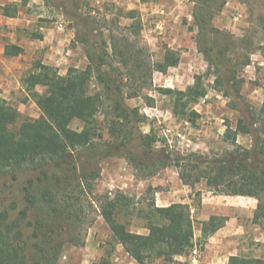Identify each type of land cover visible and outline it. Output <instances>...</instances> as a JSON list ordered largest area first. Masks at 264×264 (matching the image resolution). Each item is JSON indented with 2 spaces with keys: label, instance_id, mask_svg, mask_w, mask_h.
<instances>
[{
  "label": "trees",
  "instance_id": "1",
  "mask_svg": "<svg viewBox=\"0 0 264 264\" xmlns=\"http://www.w3.org/2000/svg\"><path fill=\"white\" fill-rule=\"evenodd\" d=\"M194 3L192 15L200 51L210 68L219 74L215 83L224 88L218 91L231 98L232 108L241 114L236 129H227L225 133L234 149L222 156L171 152L170 157L166 150H161L163 155L157 160L160 167L146 177L174 166L182 183L191 188L206 181L217 194L255 198L258 203L253 223L264 228V121L260 129L257 127L264 115V103L259 112L254 110L242 95L245 80L237 75L238 67L251 64V55L237 41L220 39L223 33L214 20L227 0H194ZM5 13L14 14L8 8ZM74 17L75 29L82 32L76 39L86 47L87 66L71 67L66 75H61L52 66L35 64L23 84L41 111L37 119L20 121V112L0 98V178L18 182L23 198L22 206L14 198L0 212V264H56L66 243L79 242L75 232L84 213L83 198L91 195L102 162L112 157L135 162L139 156L146 155L149 159L155 152L157 138L142 132L140 125L144 118L140 109L129 106L127 100L152 87L154 72L166 74L170 68L177 67L179 54L167 50L162 61L150 63L136 51L137 46L134 50L132 45L110 37L112 53L121 68L113 67L108 64L110 43L103 34L95 35L92 19L83 14ZM21 52L16 46L6 49L12 56ZM223 72L227 84L220 76ZM159 91L172 97L174 116L191 123L199 117L191 105L208 93L201 76L186 90L161 88ZM102 112L108 122L110 139L104 141L99 135L103 140L99 145L94 140L99 128L97 117ZM74 119L84 122L81 131L71 128ZM239 133L254 138L251 149L237 144ZM128 209L129 197L117 193L114 198L103 200L100 213L114 243L122 245L136 264H151L157 259L174 262L195 246V220L189 205L158 207L154 200L138 210L136 217L144 220L147 234L130 230L120 220ZM227 220L212 216L201 222L202 241L224 227ZM93 264L107 263L102 258ZM229 264H264V259L236 256Z\"/></svg>",
  "mask_w": 264,
  "mask_h": 264
},
{
  "label": "rangeland",
  "instance_id": "2",
  "mask_svg": "<svg viewBox=\"0 0 264 264\" xmlns=\"http://www.w3.org/2000/svg\"><path fill=\"white\" fill-rule=\"evenodd\" d=\"M22 3L25 0L21 1ZM39 6L30 9L32 11L34 29L38 30V24H48L53 30L51 37L52 43L56 45V52L67 55L69 61L63 63L58 68L61 75H66L69 68L77 67L83 69L88 64L86 58V47L77 41V36L81 35L80 30H76L72 21L75 15L83 14L92 19L95 35L103 37L110 43L108 50L110 57L108 64L113 67H120L118 60L112 53L113 40L110 37H117L116 40L132 45L136 51L141 54L146 61L159 62L167 50L175 51L180 56L182 68H170L166 74L154 72L152 76V87L145 89L139 97L127 100L131 107H138L144 122L140 125L145 134L152 133L157 138L155 152L148 157L139 156L140 159L132 162L125 158L112 157L102 162L100 166L101 174L93 182L91 195L83 198L82 221L78 224L75 232L78 238V244L66 243L63 247L58 262L56 264H93L99 262L102 258L107 264H136V262L124 251L122 245L115 244L112 233L100 213V207L104 199L114 198L117 193H123L129 197V209L120 217V220L129 225V229L140 233L147 234L148 230L144 228V220L136 217V212L145 208L148 204L157 198V192H164L169 189L176 191L182 188V183L176 175L178 172L174 167L172 172H165L163 175L161 169L153 177H146L152 171L160 167L157 160L163 155L161 150H166L170 157L173 153H204L210 155L222 156L226 152L233 151L234 146L231 141L225 138L224 126L231 123L237 124L240 112L232 108L231 98L227 99V104H219L220 116L224 120H213L214 125L206 133L208 123H203L198 118L195 123L185 124V120L174 117L172 114L173 100L169 95L162 94L159 89H184L189 87L188 83H195L196 77L201 76L208 92L213 90H223L224 86L216 85L215 80L219 74L213 68H210L205 55L200 51L198 45V29L194 26L193 11L195 7L194 0H155L150 3H142L140 0H37ZM13 10V9H12ZM134 12V16L130 13ZM41 15L42 17H39ZM64 24V29L59 30L58 24ZM214 25L223 33L220 37L222 41H237L244 52H248L256 63V72L253 73L252 79L248 78L249 72L254 71V67H238V79H244L242 86V95L256 112L264 103V65L259 66L261 61L260 54L264 56V0H227L225 7L214 20ZM74 32L75 37L68 39V32ZM236 42V43H237ZM43 52L42 56L34 54L32 68L26 73L28 75L34 69L38 62H43L47 55ZM60 56V54H56ZM259 57V58H258ZM252 62V60H251ZM191 65V68L190 66ZM134 68V64H131ZM121 68V67H120ZM185 69V70H184ZM123 71L126 72L125 69ZM226 83V74H220ZM223 93V91H222ZM212 98V97H211ZM20 98L25 104L26 109L33 113L35 118H30L21 114V120L26 118L37 119L41 115L36 102L31 98ZM219 99L213 97L210 102L213 104ZM29 102V103H28ZM28 112V113H29ZM40 113V115H38ZM99 128L96 131L95 143L102 145V141H108L109 132L107 130L108 122L105 121L104 112L97 117ZM264 121V115L261 116L257 127L260 129ZM205 127H204V126ZM84 122L74 119L71 128L75 131H81ZM189 128L203 130L201 134H190ZM185 133L191 140L193 147H186V140L177 139L167 136V130ZM197 129V130H198ZM222 133H224L222 135ZM102 135L103 140L99 138ZM196 136V137H194ZM238 140V138H237ZM243 148L251 149L254 146V138L246 135L239 139ZM185 142L186 144H182ZM155 166H154V165ZM173 167V166H172ZM176 169V170H175ZM177 171V172H176ZM24 179V178H23ZM164 182V183H163ZM14 183V186L13 184ZM22 186V185H20ZM192 196L190 204L191 214L195 220V238L194 244L200 250H204V241L197 240L196 235L201 227L200 221L197 220L196 214L199 213L200 203L203 193L206 198L212 199L213 190L210 189L206 181H201L191 188ZM212 190V191H211ZM172 192V193H173ZM214 192V191H213ZM18 196H15V194ZM18 182H11L8 179L0 178V212H2L10 202L16 198L20 206L23 202ZM168 193V192H167ZM216 193V192H215ZM201 194V195H200ZM217 194V193H216ZM212 201V200H211ZM258 203V202H257ZM210 205H213L210 202ZM195 210V213L192 212ZM249 216V227L252 217ZM251 224V225H250ZM254 239V232L250 231L246 238V256L250 258H264V249L262 245ZM194 246V247H195ZM193 249V248H192ZM190 249L187 256L191 255ZM199 260V259H198ZM151 264H188V262L166 263L162 259H157Z\"/></svg>",
  "mask_w": 264,
  "mask_h": 264
},
{
  "label": "crops",
  "instance_id": "3",
  "mask_svg": "<svg viewBox=\"0 0 264 264\" xmlns=\"http://www.w3.org/2000/svg\"><path fill=\"white\" fill-rule=\"evenodd\" d=\"M21 1L22 0H0V98L6 100L8 104L16 108L20 114L35 118L34 114L30 113L26 109L25 104L20 101V98H28L30 102H32L31 97L24 87L23 79L26 73L32 68L31 61L33 60L34 54L42 56L43 52L46 51L45 53L47 55L42 63L56 69L63 63L69 61V59L67 58L68 53L67 55H63L58 51L56 52L58 48L52 43L51 39L53 30L48 27V24L39 23L38 30L36 31L38 33L27 31V28H29V30L34 29V27L30 28V26L33 25V18L31 16L33 14L30 9L36 5L39 6V3H37V0H25L23 3ZM6 8L14 14L11 16L6 15ZM39 17L42 16L39 15ZM57 28L59 29V24ZM67 37L68 39L74 38V32H68ZM13 46L19 47L22 49V52L15 56L8 55L6 49ZM56 54H60V56ZM260 58L261 61L258 65L263 66L264 56L260 54ZM251 60V64L247 67H254V71L249 72V79H252V75L257 69L253 58ZM178 66L182 68L181 63H179ZM178 66L174 68L177 69ZM189 66L191 68V65ZM60 72L61 71H59V73ZM188 85L193 86L194 83H188ZM41 89L42 88H38L39 91H41ZM181 90H186V88ZM211 97H215L219 99V101H215L212 104L210 102L212 99ZM227 99L228 98L224 96L222 92L213 90L212 92H208L207 95L201 98L197 103L191 105L192 109L199 115L198 118H201L203 123L209 124L206 127L203 125L206 128V133H208L214 125V122L211 121H224L219 113L221 112L219 111V104L223 105L222 101H224V104H227ZM38 115H40V113ZM189 123L188 120H185V124L189 125ZM188 129L190 134L200 135V132H203V130H199L198 128V130L189 127ZM227 129L235 130L236 125L233 126L229 123L224 126V128L222 125L220 131L224 130L225 132ZM223 134L224 133H222V135ZM175 136L176 139L178 137L186 140L187 144L185 142H182V144H186L188 149L193 147L191 140L193 141L194 138L190 140L185 133H181L180 131H178V133L175 132ZM244 136L246 135L239 133L237 136L238 140L236 141L240 143L239 139ZM192 150L196 149L192 148ZM172 168H174V166L162 168L161 172L163 175L168 174L165 172H172ZM176 175L179 177L178 172ZM172 192L173 191L169 192V189L164 192H157L156 205L158 207H168L175 203L190 204L192 198L190 195L192 192L191 187L182 183V188H177L176 191ZM210 193L212 194V199L206 198V193L202 195L200 209H198L199 213L196 214L197 220L200 221V224L203 221H208L212 216H223L227 217L228 220L224 227L205 241L204 250L199 260L194 261L191 255L179 256L176 257L175 260L179 262L187 261L188 264H229L233 257H248L245 253L248 250L246 249L245 242L250 231L254 232L253 240L262 245L260 249H264V228L253 223L254 212L258 202L257 199L246 196L220 195L213 191ZM210 202H212L213 205H210ZM192 212L195 213V210L192 209ZM250 214L252 217L251 224H253L254 227L248 226ZM196 239H202L201 227L198 231V235H196Z\"/></svg>",
  "mask_w": 264,
  "mask_h": 264
},
{
  "label": "built area",
  "instance_id": "4",
  "mask_svg": "<svg viewBox=\"0 0 264 264\" xmlns=\"http://www.w3.org/2000/svg\"><path fill=\"white\" fill-rule=\"evenodd\" d=\"M59 29H61V30L64 29V24L63 23L59 24ZM167 133H168L167 136H172L173 135L172 131L169 130V129L167 130ZM191 256L193 257L194 261H197L200 258L201 252L196 246L193 247V249L191 251Z\"/></svg>",
  "mask_w": 264,
  "mask_h": 264
}]
</instances>
